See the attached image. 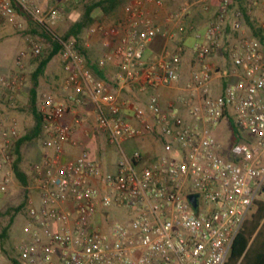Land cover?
<instances>
[{
    "label": "built area",
    "instance_id": "obj_1",
    "mask_svg": "<svg viewBox=\"0 0 264 264\" xmlns=\"http://www.w3.org/2000/svg\"><path fill=\"white\" fill-rule=\"evenodd\" d=\"M67 1L77 0H0V16L23 29L16 4L52 31ZM165 1L131 0L118 22L89 28V35L102 36L104 56L118 61L120 85L146 91L179 81L178 52L166 48L148 59L145 51L157 36L170 40L177 32L195 31L189 22L193 6L201 3L209 10L210 5L188 0L160 17ZM218 1L214 18L197 35L196 65L186 94L179 97L190 120L151 95L147 105L133 106L139 123L134 124L123 111L127 102L109 93L106 82L87 68L76 39H60L68 98L43 92L38 101L45 134L35 186L39 203L31 201L26 226L30 236L18 247V264H225L244 221L264 201V16L257 23L262 38L246 35L229 49L235 66L231 80L213 95L215 67L208 57L222 47L225 26L231 23L241 31L245 15L252 16L259 4L249 0L245 14L232 12V0ZM148 5L155 7L154 13ZM26 39L28 50L18 53L15 69L0 74V88L11 106L26 87L29 52L42 53L38 39ZM88 103L93 105L95 131L105 133L107 142L123 153L116 172L106 171L86 148L64 157L65 146L79 142L75 125L63 119L76 105ZM80 122L76 117L75 123ZM226 127L230 135L224 143L218 133H226ZM146 133L157 135L166 148L150 163L139 149L128 153L125 148ZM20 136L18 119L0 112V194L13 182V145ZM114 209L127 210L128 220L114 218Z\"/></svg>",
    "mask_w": 264,
    "mask_h": 264
},
{
    "label": "crops",
    "instance_id": "obj_2",
    "mask_svg": "<svg viewBox=\"0 0 264 264\" xmlns=\"http://www.w3.org/2000/svg\"><path fill=\"white\" fill-rule=\"evenodd\" d=\"M188 0H166L164 6L160 8L159 15L162 17L165 13L169 11H176ZM55 0H49V3H54ZM210 5L209 10H204L201 3H197L193 6L191 14L189 16V22L195 26V31H186L183 33L177 32L174 39H166L162 36H157L152 40L146 51L145 56L148 59H152L162 53L166 48L171 49L174 52H178L181 56V75L178 82L170 87H149L146 91H141L138 87H130L128 85H120V82L116 78L119 64L118 61L114 58H106L105 56H99L95 59L99 65L100 69L104 73L103 79L106 82L107 90L113 96H115L120 101L127 102L123 111L126 117L138 125V121L135 117V112L133 109L134 105H147L151 95H157L160 99L162 106L165 109H173L175 113L182 115L187 120H190V116L185 106L180 102L179 97L186 94L185 85L189 81L191 72H189V66L193 64L196 65L194 60L193 46L196 42L197 35L202 33L207 27L208 23L214 18L215 13L219 7L218 0H207ZM63 4V10H65ZM67 10V9H66ZM120 14L117 17L118 20L123 16V9H119ZM147 10L150 13H154L155 7L148 5ZM234 13V9L232 11ZM101 12H98L99 14ZM103 14V13H102ZM101 14V15H102ZM264 16V0H259V4L254 8V13L251 17V23H258L260 19ZM19 19L21 21H27L29 17L26 14H19ZM235 19L234 14L231 15V21ZM2 28V27H1ZM0 28V29H1ZM174 28V27H173ZM176 30V28L174 29ZM10 28L7 26L3 28L1 38H5L7 33H9ZM253 29L251 24L244 20V26L241 31H237L232 27L231 23H228L225 26L224 33L222 35V47L217 49L212 55L208 57V61L214 65L215 73L211 82V94L217 95L220 94L224 86L231 80V74L235 68L234 62L229 53V49L233 46L240 44L244 36H251ZM100 35V34H99ZM101 36V35H100ZM102 38V36H101ZM103 39V38H102ZM97 40V39H96ZM93 44V43H92ZM90 45L89 50L94 51V44ZM16 65L13 66H0V74H5L3 70L12 68L14 69ZM66 78L67 72L64 69L61 55L57 54L50 60L48 63L44 74L39 79L38 85V96L45 92L42 89H48V93L55 94V97L60 100L68 98V93L62 89L61 93H57V81L59 78ZM63 79V85L64 80ZM48 83V86L43 84ZM51 86V87H50ZM31 89V88H30ZM31 91V90H30ZM29 91V92H30ZM47 92V91H46ZM63 92V93H62ZM0 93L2 97L4 96V91L0 88ZM26 90H23L18 98L26 95ZM3 99V98H2ZM39 100V98H38ZM76 117L81 118L79 124L75 123ZM64 122L75 125L74 138L79 142V145L67 144L65 146V158L76 156L80 153L82 148H86L89 152V155L92 159L96 160L97 155L105 151V143H107L106 134L103 132L95 131V113L93 110L92 103L86 105H76L74 110L69 111L65 117ZM21 126V125H20ZM159 138L153 133H146L142 137L129 141L126 143L128 153H131L135 149H139L143 156L144 162H152L159 154L166 151L164 146L159 144ZM23 152V149H22ZM41 159V158H40ZM41 161H44V155ZM98 161V160H96ZM100 163V162H99Z\"/></svg>",
    "mask_w": 264,
    "mask_h": 264
},
{
    "label": "rangeland",
    "instance_id": "obj_3",
    "mask_svg": "<svg viewBox=\"0 0 264 264\" xmlns=\"http://www.w3.org/2000/svg\"><path fill=\"white\" fill-rule=\"evenodd\" d=\"M130 1L131 0H124V3L120 7V9H123L124 5ZM85 3L86 0L64 2V8H66L67 10L65 9L62 11V19L51 28V32H54L59 36L63 35L74 21L82 17L85 11ZM120 11L121 10L112 14H97L98 10H96L95 22L92 24V26L112 25L118 22L117 17L119 16ZM28 17L29 19L27 21H23V29H18L13 24L6 22L5 19L4 22L0 25V28L2 27L0 29V35L2 34L3 28H6L7 26L10 28L7 36L0 39V66L11 67L16 64V57L18 53L23 49L28 50V41L26 39L27 35H31L34 38L38 39L39 42H41L43 46L42 53H46L51 49L50 42L40 34L42 33L41 29L36 24H34L31 16ZM33 28L36 29L38 33L33 35ZM88 30L89 29H87V31L85 32L83 43L88 48L92 43L94 44V51H90V56L93 60H95L99 56H104L105 46L103 44V39L99 34L89 35ZM25 62L26 66L24 72L26 76V87L24 88V90H26L27 92L26 95L17 98L15 106H11L7 102L5 95L2 97L0 93V112L2 114L14 116L18 119L19 124L21 125V135L28 132L34 125V118L29 110V91L32 85V73L35 69V63L30 52ZM193 68L194 65L191 64L189 66L188 73H190ZM14 69L9 68L3 71L5 74H9ZM63 79V77H60L57 81V89H55L57 93H61L63 89ZM43 84L48 86V83H45V81H43ZM42 91L48 92L50 90L42 89ZM52 94L55 95L54 92ZM40 97L41 94L39 95V98ZM225 122L226 120H224L223 123ZM225 124H223L224 127ZM224 127H222V130ZM225 132L226 133L224 134L221 132L218 133V137L220 138V140L224 141V143L226 142L227 137L230 135L227 127L225 129ZM43 140L44 139H34L32 141L26 142L23 145V160L21 166L28 176L27 186L21 184V182L14 174L13 182L10 185L8 191L6 193L0 194V234L3 231V228L9 224L11 218L14 216V220L10 226L8 236L4 239L0 237V257L3 264H14V260H17L19 256L18 247L20 243L25 239L28 240L30 236V232L26 231V226L29 222L28 210L31 206V201H33L35 205H38L39 203V194L35 186L38 176V166L42 165L43 161H41V159L43 158L45 152ZM159 144L163 146L161 140H159ZM105 146V151L94 158H96V160H98V162L102 164L103 168L106 171L116 172L118 163L123 157V153L117 147L109 144L108 142L105 143ZM126 151L128 152L127 148ZM22 203H25V205L20 208ZM112 215L114 218L120 221H125L129 218L128 211L125 209H114L112 210Z\"/></svg>",
    "mask_w": 264,
    "mask_h": 264
},
{
    "label": "trees",
    "instance_id": "obj_4",
    "mask_svg": "<svg viewBox=\"0 0 264 264\" xmlns=\"http://www.w3.org/2000/svg\"><path fill=\"white\" fill-rule=\"evenodd\" d=\"M232 8L240 9L245 12L249 0H232ZM124 3V0H86L85 11L82 17L72 23L69 29L61 36L54 32L49 31L44 26L34 22L42 31L40 33L51 44V49L46 53H41L37 56H33L35 63V69L32 73V85L30 91V107L29 110L34 118L33 127L23 135H21L13 145L14 162L13 171L17 179L27 186V174L23 170L21 163L23 160L22 148L26 142L34 139H44V117L38 106V85L39 79L44 74L46 67L50 60L57 54L61 53L62 44L60 39H68L74 37L77 42V46L83 53L86 59V65L91 72L99 78H104V73L100 69V65L96 60H93L90 56V50L84 45V35L87 29H89L95 22V11L103 14H112L119 11L120 7ZM15 8L19 13L30 16L27 12L20 10L16 4ZM251 17L246 14L245 20L253 29V36L262 38L261 29L257 23H251ZM4 22V18L0 16V25ZM33 25V24H32ZM27 32V31H25ZM38 31L32 29V34H36ZM22 203L20 208L24 206ZM14 220V216L11 218L8 225L3 228L0 237L2 239L8 236L10 226ZM15 264H18L17 260H14ZM225 264H264V201L258 202L252 212L244 221L241 229L238 231L233 241L231 251L225 262Z\"/></svg>",
    "mask_w": 264,
    "mask_h": 264
}]
</instances>
